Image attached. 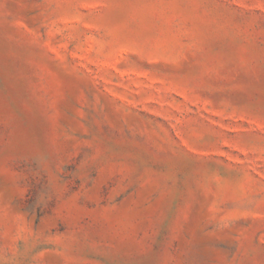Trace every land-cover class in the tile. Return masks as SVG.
Wrapping results in <instances>:
<instances>
[{"label":"rangeland","instance_id":"rangeland-1","mask_svg":"<svg viewBox=\"0 0 264 264\" xmlns=\"http://www.w3.org/2000/svg\"><path fill=\"white\" fill-rule=\"evenodd\" d=\"M0 264H264V0H0Z\"/></svg>","mask_w":264,"mask_h":264}]
</instances>
